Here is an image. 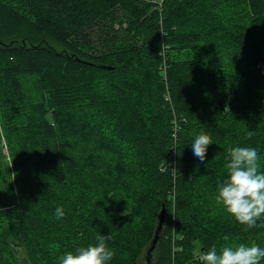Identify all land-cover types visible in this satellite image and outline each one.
Here are the masks:
<instances>
[{
  "label": "trees",
  "instance_id": "obj_1",
  "mask_svg": "<svg viewBox=\"0 0 264 264\" xmlns=\"http://www.w3.org/2000/svg\"><path fill=\"white\" fill-rule=\"evenodd\" d=\"M234 146L264 170V0H0V264L100 235L107 264L264 247V216L247 228L215 200Z\"/></svg>",
  "mask_w": 264,
  "mask_h": 264
},
{
  "label": "clouds",
  "instance_id": "obj_2",
  "mask_svg": "<svg viewBox=\"0 0 264 264\" xmlns=\"http://www.w3.org/2000/svg\"><path fill=\"white\" fill-rule=\"evenodd\" d=\"M208 141L203 135H193L186 145L192 163L201 162ZM259 159L256 147H231L225 157V177L216 188V202L236 222L247 228L256 226L257 221L264 216V170H261ZM64 215L63 207L57 206L56 218ZM112 257L113 251L106 245L105 236L100 235L95 244L66 251L58 257V264H107ZM198 260L199 264H260L264 260V247L255 243H239L219 251L213 247L202 252Z\"/></svg>",
  "mask_w": 264,
  "mask_h": 264
},
{
  "label": "water",
  "instance_id": "obj_3",
  "mask_svg": "<svg viewBox=\"0 0 264 264\" xmlns=\"http://www.w3.org/2000/svg\"><path fill=\"white\" fill-rule=\"evenodd\" d=\"M164 218H165V210H164V208H162L160 213L158 214V217H157V226H156V229H155L154 238L152 239V242L150 243V245L148 247L147 256H150L151 251L153 250V248H154V246H155V244H156V242L158 240L159 231H160V229L162 227V224L164 222Z\"/></svg>",
  "mask_w": 264,
  "mask_h": 264
},
{
  "label": "rangeland",
  "instance_id": "obj_4",
  "mask_svg": "<svg viewBox=\"0 0 264 264\" xmlns=\"http://www.w3.org/2000/svg\"><path fill=\"white\" fill-rule=\"evenodd\" d=\"M80 133L81 134H78V131L76 132V134L77 135H82V138L84 139L85 138V129H80ZM75 135V134H74ZM162 208H164V206H162ZM161 208V209H162ZM161 209H160V211H161ZM164 210H165V208H164ZM160 211H159V213H160ZM158 213V214H159ZM158 217V216H157ZM157 226V225H156ZM161 230V229H160ZM160 232V231H159ZM148 259H152V254H151V256L148 258ZM139 264H149V261H146L144 258H142L141 260H140V263Z\"/></svg>",
  "mask_w": 264,
  "mask_h": 264
},
{
  "label": "built area",
  "instance_id": "obj_5",
  "mask_svg": "<svg viewBox=\"0 0 264 264\" xmlns=\"http://www.w3.org/2000/svg\"><path fill=\"white\" fill-rule=\"evenodd\" d=\"M155 3L159 4L162 0H153Z\"/></svg>",
  "mask_w": 264,
  "mask_h": 264
}]
</instances>
